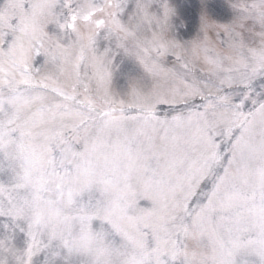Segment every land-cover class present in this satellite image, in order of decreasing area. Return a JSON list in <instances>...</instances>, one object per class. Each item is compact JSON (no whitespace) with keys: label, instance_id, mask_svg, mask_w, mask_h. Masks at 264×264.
I'll return each mask as SVG.
<instances>
[{"label":"snow or ice","instance_id":"1","mask_svg":"<svg viewBox=\"0 0 264 264\" xmlns=\"http://www.w3.org/2000/svg\"><path fill=\"white\" fill-rule=\"evenodd\" d=\"M0 264H264V0H0Z\"/></svg>","mask_w":264,"mask_h":264}]
</instances>
